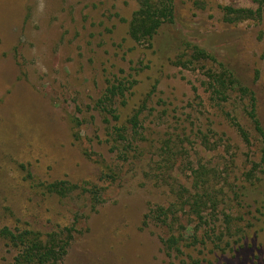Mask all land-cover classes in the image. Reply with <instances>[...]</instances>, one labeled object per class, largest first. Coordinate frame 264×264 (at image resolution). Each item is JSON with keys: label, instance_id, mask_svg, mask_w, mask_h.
I'll list each match as a JSON object with an SVG mask.
<instances>
[{"label": "rangeland", "instance_id": "374dc122", "mask_svg": "<svg viewBox=\"0 0 264 264\" xmlns=\"http://www.w3.org/2000/svg\"><path fill=\"white\" fill-rule=\"evenodd\" d=\"M173 3L147 44L129 36L139 0H0L1 229L72 230L62 264H243L244 244V264H264V143L249 116L255 105L264 129V0ZM226 7L257 14L230 23ZM120 81L135 94L124 114L156 87L123 158L98 108ZM61 182L63 198L42 187ZM18 255L0 242V264Z\"/></svg>", "mask_w": 264, "mask_h": 264}, {"label": "trees", "instance_id": "16d2710c", "mask_svg": "<svg viewBox=\"0 0 264 264\" xmlns=\"http://www.w3.org/2000/svg\"><path fill=\"white\" fill-rule=\"evenodd\" d=\"M141 4L140 10L135 13L132 22L129 25V36L137 43L143 41L149 44L154 37L158 34L162 27L171 25L174 23L175 12L173 0H139ZM227 21L230 23L240 22L242 19H250L256 16L254 11L234 9L233 7H226L223 9ZM198 58L211 59L210 56L200 50L198 47H194L193 52ZM223 71V70H222ZM234 85L235 81L232 77L228 76L223 71L218 78L223 88L228 84ZM132 84V86H131ZM133 83L128 82H116L114 85L107 88L105 94L98 102V108L104 113L106 121L109 125L110 141L113 144L114 150L118 151L119 158L129 155H137L140 150V142L144 140V125L143 116L147 109V104L152 97L156 87L153 88L151 94L139 104L136 102L135 107L131 109V112L124 111L128 107L130 101L134 100L135 94H131ZM226 91V89H224ZM240 91L244 94H249L247 89L240 88ZM252 95V94H251ZM149 99V100H148ZM142 103V104H141ZM253 120L256 131L261 136L264 143V129L258 119L255 105H251V112L249 114ZM243 137L247 140V134L241 130ZM112 171L111 169H108ZM69 184L65 182L53 183L42 186L49 195H57L63 198L73 190L68 188ZM71 188V186H70ZM92 195L97 201L99 192L96 188L92 190ZM96 203V202H94ZM169 215L174 216L171 210L168 213L163 214L164 220L169 219ZM63 239H58V236L62 238L61 234L55 235H43L32 230H12L10 228H0V242H6L7 245L18 249L19 255L15 264H62L63 257L67 254V248H69L70 240H72V230H67ZM215 235V233H213ZM246 239V237L242 238ZM241 239V241H242ZM238 241V242H241ZM236 244V243H235ZM178 241L175 237H172L169 241L165 242V248L168 251L176 250ZM247 245H241L238 251L242 256L239 258L241 263H245L246 260H251V252H248ZM14 264V263H13Z\"/></svg>", "mask_w": 264, "mask_h": 264}]
</instances>
